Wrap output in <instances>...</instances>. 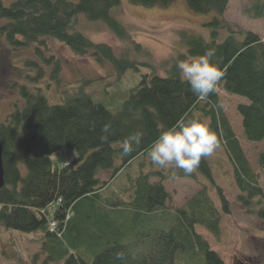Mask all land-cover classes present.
Listing matches in <instances>:
<instances>
[{"label": "trees", "instance_id": "16d2710c", "mask_svg": "<svg viewBox=\"0 0 264 264\" xmlns=\"http://www.w3.org/2000/svg\"><path fill=\"white\" fill-rule=\"evenodd\" d=\"M172 1L129 0V3L153 7L169 6ZM228 1L185 0L194 12L214 13L204 24L210 29V40L180 30L179 42L186 46V52L178 56L165 76L153 72L140 74L115 113L84 91L86 83L53 102L41 86H36V75L26 74L33 81H9V88L17 98L11 103L9 113L0 117L5 181L0 189V226L26 233L41 232L43 250L48 252L49 259L65 264H87L86 258H91L89 264H225L196 230V226H200L215 236L220 230V212L206 186L182 207L170 210L165 206L170 200L169 193L160 182L175 176L195 179L199 172L212 183L221 210L229 213V201L214 182L209 157L202 158L197 171L191 174L175 169L167 173L162 169L146 173L140 170L130 180L128 200L109 202L108 206H112L107 209L103 222L94 226L88 217L90 222L86 219L76 226L75 235L71 234L79 205L98 197L108 185V179L97 176L98 171L112 170L109 178L113 179L135 159L147 155L162 131L184 118L207 119L232 164L235 184L240 190L236 199L247 207L256 206L255 199H263L262 205L254 210L264 222V189L258 185L239 139L220 106L216 89L207 99H198L187 82L181 81L176 67L180 61L202 55L206 49H215L214 61L225 73L217 87L248 101L236 107L245 139L264 140V41L250 31H238L242 37H237L222 17ZM119 6L120 0H11L8 5L0 0V38L16 49L51 37L76 55H89L99 64L108 63L121 76L138 70L133 60L121 58L109 45L94 42L82 32L71 29L72 20L83 15L89 21H101L117 37L124 38L125 26L111 14ZM248 13L253 18L264 19V0H255ZM222 28H226L228 34L219 41L218 30ZM25 64L33 65L29 60ZM12 67L18 77L20 67L14 64ZM59 68L57 61L47 87L51 83L63 86L58 78ZM194 112L200 115L195 116ZM106 123L111 126L109 133L102 132ZM137 130L143 132L141 144L134 146L129 155H123L121 142ZM101 135H107L108 140L102 141ZM63 148L74 149L76 156L63 167L53 165L50 156ZM258 163L264 168V148ZM151 177L160 180L151 183ZM53 203L58 207L54 217L48 219L46 208ZM117 210L129 212L130 231L134 236L126 243L105 239L103 246H99V232L103 227L114 226L118 236H123L121 223L115 225V217H111ZM52 220L56 227L51 231L48 226ZM83 232L93 237L91 243L88 239L81 244L78 242ZM125 235L128 236V231ZM75 247L83 249L71 252Z\"/></svg>", "mask_w": 264, "mask_h": 264}, {"label": "rangeland", "instance_id": "374dc122", "mask_svg": "<svg viewBox=\"0 0 264 264\" xmlns=\"http://www.w3.org/2000/svg\"><path fill=\"white\" fill-rule=\"evenodd\" d=\"M8 5L11 0H2ZM255 0H229L223 13V20L231 25V29L238 38L242 35L238 31L254 32L264 41V19L253 18L248 13L249 7ZM112 16L118 19L125 27V37H117L101 21H89L83 15L76 16L71 23V29L78 30L97 43L109 45L114 53L121 58L133 60L138 70L127 71L119 76L108 63H97L89 55H76L63 43L51 38L43 37L36 42L27 43L14 49L9 47L4 38H0V117L9 113L11 103L17 95L9 88V81H33L26 74L37 76L36 86H41L43 92L53 102L59 101L66 92H74L80 85H84V91L93 94L96 100L106 105L113 113L120 110L121 103L134 80L142 73H156L165 76L178 56L186 52V46L179 42L178 33L185 30L201 35L210 40V29L204 24L212 19L214 13H197L190 10L185 0H173L169 6H135L129 0H120V6L112 10ZM228 34L226 28L218 30L217 40H222ZM41 54V55H40ZM9 59V61L7 60ZM7 60V61H6ZM29 60L33 65H26ZM12 61V62H11ZM59 62L58 78L63 86L56 87L51 83V69ZM13 64L19 68L18 77L14 74ZM40 71V74H38ZM220 106L239 139L240 145L254 171L257 183L264 189V168L258 163L259 154L264 148V140L261 142L247 141L242 132L241 117L236 107L239 103H248L247 99L235 94L226 93L220 86L216 87ZM195 116L200 115L194 112ZM202 122L207 123L205 117ZM76 151L71 148H63L58 153L50 156L53 165L63 167L73 160ZM214 182L220 187L222 193L229 201V213H224L220 208V202L211 182L198 172L195 179L187 177H169L160 181L169 193L170 200L165 206L170 210L182 207L192 195L206 186L209 197L220 212L219 234L212 235L206 229L196 226L209 242L210 247L217 251L225 264L250 263L264 264V222L254 209L262 205L263 199H255L256 206H245L236 199L240 192L235 184L233 167L222 146L209 157ZM140 170L144 173L161 170L153 166L147 155L140 156L129 164L125 170H121L113 179L109 176L112 170H99L97 176L100 179H108V185L103 188L98 197L84 200L78 207L73 223H75L72 236L75 235L77 225L92 219L94 226L99 221H104L109 202L128 200L126 195L130 180L135 178ZM164 173L168 170L162 169ZM197 171V169H195ZM158 177H151L150 182L159 181ZM264 192V190H263ZM57 204L47 206L48 219L54 217ZM106 207L105 211L103 210ZM115 210V207H113ZM120 213L121 215H117ZM125 213V214H124ZM125 210H117L111 217H115V225H122L120 237L115 232V227L100 229L99 236L103 246L107 239L118 240L126 243L132 239L131 219ZM72 214V213H71ZM123 214V215H122ZM70 215V214H69ZM88 217L90 219H88ZM81 227H78V229ZM128 231V236L125 235ZM133 234V235H132ZM70 239V235H68ZM92 236L84 233L81 240L92 241ZM43 234L41 232H21L14 229H6L0 226V264H65L64 261L54 262L49 259L47 251L43 250ZM86 239V240H85ZM106 239V240H105ZM76 241V240H75ZM87 241V242H88ZM95 241V238H94ZM96 242V241H95ZM93 243L95 246L96 243ZM79 245V244H78ZM82 246H84L82 244ZM83 247L70 249L71 252H81ZM78 254V253H75ZM90 259H85L89 264Z\"/></svg>", "mask_w": 264, "mask_h": 264}, {"label": "clouds", "instance_id": "9594fccd", "mask_svg": "<svg viewBox=\"0 0 264 264\" xmlns=\"http://www.w3.org/2000/svg\"><path fill=\"white\" fill-rule=\"evenodd\" d=\"M215 49L209 48L202 55L192 56L177 63L182 82H187L192 93L200 100L207 99L215 92L225 73L215 63ZM105 124L103 133L110 132ZM143 132L137 130L121 142L123 155L134 151L142 142ZM107 141V135H101ZM220 140L206 122L184 118L177 124L162 131L147 151L150 163L164 170H182L191 174L199 167L201 159L212 156L220 148Z\"/></svg>", "mask_w": 264, "mask_h": 264}, {"label": "water", "instance_id": "95a60500", "mask_svg": "<svg viewBox=\"0 0 264 264\" xmlns=\"http://www.w3.org/2000/svg\"><path fill=\"white\" fill-rule=\"evenodd\" d=\"M5 181H4V170H3V165H2V145L0 142V189L4 186Z\"/></svg>", "mask_w": 264, "mask_h": 264}, {"label": "built area", "instance_id": "2783aa9c", "mask_svg": "<svg viewBox=\"0 0 264 264\" xmlns=\"http://www.w3.org/2000/svg\"><path fill=\"white\" fill-rule=\"evenodd\" d=\"M49 226H50V229L51 230H54L56 224H55V222H51Z\"/></svg>", "mask_w": 264, "mask_h": 264}, {"label": "flooded vegetation", "instance_id": "af4514ba", "mask_svg": "<svg viewBox=\"0 0 264 264\" xmlns=\"http://www.w3.org/2000/svg\"><path fill=\"white\" fill-rule=\"evenodd\" d=\"M244 264H257V263H250V261H249V262H247V263H244Z\"/></svg>", "mask_w": 264, "mask_h": 264}]
</instances>
